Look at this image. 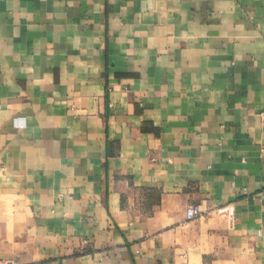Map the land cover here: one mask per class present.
Segmentation results:
<instances>
[{
	"label": "crops",
	"instance_id": "obj_1",
	"mask_svg": "<svg viewBox=\"0 0 264 264\" xmlns=\"http://www.w3.org/2000/svg\"><path fill=\"white\" fill-rule=\"evenodd\" d=\"M263 147L264 0H0V258L264 264Z\"/></svg>",
	"mask_w": 264,
	"mask_h": 264
},
{
	"label": "built area",
	"instance_id": "obj_2",
	"mask_svg": "<svg viewBox=\"0 0 264 264\" xmlns=\"http://www.w3.org/2000/svg\"><path fill=\"white\" fill-rule=\"evenodd\" d=\"M264 151V147H263ZM200 215V211L198 210L197 206H190L186 210V217L187 219H193ZM0 264H13L11 260L0 258Z\"/></svg>",
	"mask_w": 264,
	"mask_h": 264
}]
</instances>
